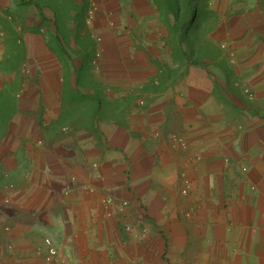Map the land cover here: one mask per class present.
Returning a JSON list of instances; mask_svg holds the SVG:
<instances>
[{
    "label": "crops",
    "instance_id": "obj_1",
    "mask_svg": "<svg viewBox=\"0 0 264 264\" xmlns=\"http://www.w3.org/2000/svg\"><path fill=\"white\" fill-rule=\"evenodd\" d=\"M177 7L0 0V264H264V0Z\"/></svg>",
    "mask_w": 264,
    "mask_h": 264
},
{
    "label": "built area",
    "instance_id": "obj_2",
    "mask_svg": "<svg viewBox=\"0 0 264 264\" xmlns=\"http://www.w3.org/2000/svg\"><path fill=\"white\" fill-rule=\"evenodd\" d=\"M94 9H91L90 12H88V17H92V13H93ZM172 140L174 143L184 147L185 146V142L181 137L178 136H172ZM188 190V187L185 186L182 188V193L186 194ZM125 202H123L124 204ZM44 243L47 247V255H46V260L48 262H51L58 254V249L56 246H54L52 240L49 237L44 238Z\"/></svg>",
    "mask_w": 264,
    "mask_h": 264
},
{
    "label": "rangeland",
    "instance_id": "obj_3",
    "mask_svg": "<svg viewBox=\"0 0 264 264\" xmlns=\"http://www.w3.org/2000/svg\"><path fill=\"white\" fill-rule=\"evenodd\" d=\"M153 1H155V4L159 6L161 13H164L169 8L177 9L179 1L183 2L184 0H153Z\"/></svg>",
    "mask_w": 264,
    "mask_h": 264
}]
</instances>
